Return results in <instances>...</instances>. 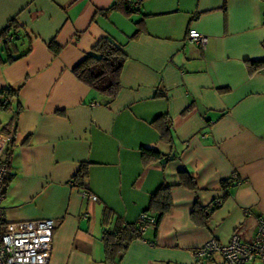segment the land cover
<instances>
[{
    "label": "crops",
    "instance_id": "1",
    "mask_svg": "<svg viewBox=\"0 0 264 264\" xmlns=\"http://www.w3.org/2000/svg\"><path fill=\"white\" fill-rule=\"evenodd\" d=\"M113 1L0 0V33L17 26L8 49L0 43V90L19 87L0 109L3 220L53 219L49 264H223L195 250L233 234L250 242L264 221V68L248 65L264 59V0H138L130 14L107 10ZM190 28L204 47L187 40ZM105 37L127 57L115 98L72 73ZM183 170L196 189L179 184ZM162 186L170 209L106 261L101 235L114 219L103 223L104 211L123 225L156 217L149 205Z\"/></svg>",
    "mask_w": 264,
    "mask_h": 264
},
{
    "label": "trees",
    "instance_id": "2",
    "mask_svg": "<svg viewBox=\"0 0 264 264\" xmlns=\"http://www.w3.org/2000/svg\"><path fill=\"white\" fill-rule=\"evenodd\" d=\"M119 8H122L126 14L138 11V6L136 8L132 7L128 0H114L107 10H115ZM14 22V20L10 21L0 33L1 45L4 46V50L8 49L7 46L12 42L15 35V32L12 31L17 27ZM48 47L55 55L61 50V47L54 43V41L50 42ZM126 58L122 46L105 37L100 39L90 52L72 68V73L79 81L86 84L92 90L109 98H115L120 89V74ZM13 59L14 58L9 54L6 61L10 62ZM248 65L254 69L264 68V59L250 61ZM18 90L19 87H6L0 90V94H5L11 100L12 97L17 96ZM9 106L10 103L5 107H0V109H8ZM2 131L7 133L6 127L3 128ZM161 133H163L162 130ZM143 154L144 156L148 154L156 159L163 158L161 153L146 147H143ZM6 162L9 168L8 156L6 157ZM86 175V167L83 165L73 178V184L78 188H81L83 179ZM8 178L7 173V177L4 181V191L8 183ZM178 180L180 185L191 190L196 189L195 179L187 171H179ZM225 184H229V181H222V185ZM171 204L170 188L167 186L160 187L159 190L151 196L149 210L157 212L155 225L159 223L162 216L170 209ZM212 206L216 207L215 204ZM198 211H200V209L195 206L192 213L195 214L198 213ZM111 219H114L113 228H105L101 235L105 260L110 262L115 259L116 255L124 251L129 242L141 237L142 234L140 232V225L137 222L134 224L123 225L117 218H114L111 211L105 210L103 214V223H106Z\"/></svg>",
    "mask_w": 264,
    "mask_h": 264
},
{
    "label": "built area",
    "instance_id": "3",
    "mask_svg": "<svg viewBox=\"0 0 264 264\" xmlns=\"http://www.w3.org/2000/svg\"><path fill=\"white\" fill-rule=\"evenodd\" d=\"M136 8L138 0H128ZM187 40L205 46L207 38L196 29L187 31ZM1 43V40H0ZM10 99L0 94V107L9 105ZM9 135L0 129V264H49L52 250L53 219L27 220L20 222H6L3 220L1 202L4 198V181L8 173L6 162ZM84 197H96L84 191ZM156 217L143 213L137 220L140 232L145 231L147 224H155ZM214 253H219L223 264H250L255 259L264 263V221H259L253 239L243 242L237 234H233L229 241L220 244L209 240L195 250L199 260H205Z\"/></svg>",
    "mask_w": 264,
    "mask_h": 264
}]
</instances>
